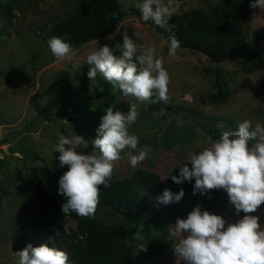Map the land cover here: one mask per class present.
<instances>
[{
	"label": "rangeland",
	"instance_id": "374dc122",
	"mask_svg": "<svg viewBox=\"0 0 264 264\" xmlns=\"http://www.w3.org/2000/svg\"><path fill=\"white\" fill-rule=\"evenodd\" d=\"M79 1L14 0L8 15L6 0H0V264H17L16 250L28 243L33 246L45 243L39 235H28V228L22 225L32 212L25 200V194L34 185L32 176L41 177L39 183L53 198L64 199L57 190L58 179L67 166H59V153L54 151V146L59 136L77 133L89 142L90 151L100 117L109 106L113 111L126 113L130 105H137L140 115L129 126V133L139 137L140 147L152 148L150 158L135 167L126 158L118 161L112 179L145 169L157 173L166 183L168 177L164 178L174 167L187 163L193 153H198L211 140L197 121L221 126L222 121L215 122L211 117H223L236 125L244 119H250L253 124L264 123V10L250 7V21L243 26L248 41L262 54L263 61L257 67L244 58L211 61L200 52L181 47L175 57L169 56L168 38L163 31L171 25L168 23L166 29L152 21H143L133 0H118L125 18L111 34H114L112 40H107L108 36L95 39L77 49L71 62H57L44 36L52 23L71 12ZM217 1L179 0L180 7L174 14L191 8L209 12ZM133 31L141 33L138 43L156 47V55L164 60L171 78L170 99L161 102L158 110H148L147 104L124 96L100 77L97 80L104 91L91 92L89 66L85 63L75 73L71 67L72 63L84 62L88 52L97 47L96 41L98 46L105 43L113 46L122 43L124 32L131 35ZM217 79L225 81L230 91L219 104L210 99L217 91ZM216 192L219 198L216 214L229 222L243 216L242 212L239 216L235 214L226 192ZM150 199L154 206L161 203L153 197ZM95 215L115 221L129 239L137 241L146 235V224L127 223L119 215L113 219L99 209ZM253 215L259 216L264 225V205ZM74 225L73 220L67 219V229ZM50 238L52 247L65 251L56 235ZM146 251L144 245L137 246L132 264H177L172 248L158 256H148Z\"/></svg>",
	"mask_w": 264,
	"mask_h": 264
},
{
	"label": "clouds",
	"instance_id": "9594fccd",
	"mask_svg": "<svg viewBox=\"0 0 264 264\" xmlns=\"http://www.w3.org/2000/svg\"><path fill=\"white\" fill-rule=\"evenodd\" d=\"M141 19L166 28L179 0H133ZM253 9L264 10V0H250ZM113 35L106 37L112 40ZM141 33L122 34V43H105L88 52L84 62L71 64L78 72L83 64L89 66V89L104 91L97 77L107 81L124 96H132L143 104L167 102L170 75L164 60L156 55L154 45L138 43ZM47 46L57 62H71L76 55L73 45L59 36L47 40ZM168 54L177 55L181 41L173 34L167 41ZM140 113L130 105L124 113L109 106L100 117L96 136L89 142L77 133L61 135L54 146L59 153V166L67 170L58 179V194L65 198L61 211L75 212L83 218H94L100 202L101 187H110L117 162L126 158L132 167L150 158L151 146H138L139 137L129 133ZM67 121V120H66ZM69 122V121H68ZM123 154V155H122ZM166 176L164 179H166ZM194 179L193 194L223 190L228 204L234 207L235 222L223 216L192 208L186 218L177 217L169 224L166 240L173 242L177 264H264V225L256 213L264 205V123L244 119L235 131H224L218 139L206 142L187 163L179 166V175H171L176 184ZM183 189L173 193L164 189L159 201L179 202ZM209 199L212 197L209 196ZM143 249V248H142ZM17 264H70L68 253L47 243H28L16 250Z\"/></svg>",
	"mask_w": 264,
	"mask_h": 264
},
{
	"label": "trees",
	"instance_id": "16d2710c",
	"mask_svg": "<svg viewBox=\"0 0 264 264\" xmlns=\"http://www.w3.org/2000/svg\"><path fill=\"white\" fill-rule=\"evenodd\" d=\"M250 0H218L208 12L201 8H191L169 19L171 25L164 35H175L181 41V48L229 58H244L253 67L262 63L261 52L248 41L243 26L250 21ZM14 0H6L5 11L8 15ZM125 18L118 0H80L76 7L59 20L52 23L44 40L59 36L70 42L77 50L89 42L114 33ZM217 91L211 94L213 103H222L229 95L225 81L217 79ZM160 103L147 104L148 110H158ZM178 108L184 106L178 105ZM196 112L194 110H191ZM164 118V115H161ZM213 121H222V125L207 126L197 121L198 126L211 139H218L224 131H235L237 125L223 117H211ZM181 166V165H180ZM171 175H179V166L168 174L166 183L158 174L136 169L128 176L112 179L110 187H101L99 210L107 215H119L125 222L146 224V235L137 241L123 235L115 221L83 218L75 212L65 215L61 205L65 198L58 201L44 189L40 176H32L34 185L25 194V200L31 205V214L22 221L27 227V234L41 236L52 247L51 236L56 235L59 244L68 253L70 264H132V255L140 244L147 249L148 256H158L173 246L166 240L169 224L176 218H184L193 207L199 205L202 210L216 214L218 194L212 190L206 194H193L194 179L191 182L176 184ZM173 193L183 189L184 196L180 204L160 203L154 206L151 197L158 199L164 189ZM212 198L209 199L208 197ZM67 219L75 222L73 228L67 229ZM32 237V236H31ZM24 236H22V239ZM25 239V238H24ZM135 245V246H134Z\"/></svg>",
	"mask_w": 264,
	"mask_h": 264
},
{
	"label": "water",
	"instance_id": "95a60500",
	"mask_svg": "<svg viewBox=\"0 0 264 264\" xmlns=\"http://www.w3.org/2000/svg\"><path fill=\"white\" fill-rule=\"evenodd\" d=\"M207 58L210 59L211 61H222L225 59V57L223 56H217V55H212V54H208ZM141 142L138 143V146L140 145Z\"/></svg>",
	"mask_w": 264,
	"mask_h": 264
}]
</instances>
